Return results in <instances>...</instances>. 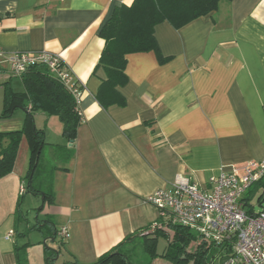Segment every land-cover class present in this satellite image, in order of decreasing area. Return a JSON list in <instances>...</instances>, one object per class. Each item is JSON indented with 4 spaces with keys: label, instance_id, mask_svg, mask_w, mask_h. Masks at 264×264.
<instances>
[{
    "label": "crops",
    "instance_id": "1",
    "mask_svg": "<svg viewBox=\"0 0 264 264\" xmlns=\"http://www.w3.org/2000/svg\"><path fill=\"white\" fill-rule=\"evenodd\" d=\"M132 1L0 0V113L3 84L12 76L6 57L13 51L58 53L84 85L72 141L47 138L48 125L56 126L58 118L34 113L47 143L41 161L55 165L37 184L50 186L51 203L40 204L41 195L24 190L30 153L25 136L12 171L0 178V264H46L41 244L57 249L53 264L94 263L156 220L146 198L178 175L209 190L210 178L222 170L264 158V0L222 1L177 29L167 21L156 24L154 38L167 60L160 63L153 51L127 54V82L116 87L125 103L102 107L96 93L106 73L97 65L104 46L98 32L114 7ZM13 78L12 88L21 91ZM17 109L0 118V132L21 128L26 110ZM54 145L72 150L67 162ZM14 216L21 227L14 233L22 243L29 228L34 238L22 244L37 246L40 262L28 246L27 260L19 258L17 241L5 238ZM46 219L54 224L53 237L47 227L31 228ZM62 226L68 229L63 242L57 233Z\"/></svg>",
    "mask_w": 264,
    "mask_h": 264
},
{
    "label": "trees",
    "instance_id": "2",
    "mask_svg": "<svg viewBox=\"0 0 264 264\" xmlns=\"http://www.w3.org/2000/svg\"><path fill=\"white\" fill-rule=\"evenodd\" d=\"M222 1L230 0H133L130 5L121 4L114 7L98 32L104 40V46L97 65L102 66L106 73V79L101 82L96 93L98 103L102 107L125 103L116 87L127 82L124 72L127 54L153 51L160 63L167 60L161 55L154 38L156 24L167 21L172 27L180 28L198 17L215 11ZM13 77L19 79L22 85L21 91L12 88ZM11 79L3 84L0 118H8L16 108H24L26 113L20 129L0 132V141L3 139L8 141L0 149V178L12 171L18 145L22 136H25L30 153L27 171L23 177L24 190L35 195H43V204L51 203L50 186L40 189L37 184L39 179L47 178L52 174L55 165L47 166L41 161L42 149L47 143L43 129L37 128L34 124V113L41 111L48 116H56L61 123V134L67 141L75 138L81 118L71 93L46 66L30 65L19 75L12 74ZM26 102L30 105L28 109L25 107ZM54 147L60 155H63L60 160L67 162L72 150L63 145H54ZM256 195V202L261 206L264 199V173L249 184L242 197L246 212L255 211L251 202ZM21 197V195L18 197L16 210ZM257 211L264 212V208ZM156 222L157 226L153 230L150 224L128 234L91 264H133L123 249L137 239H141L143 248L150 258V262L146 264H152L151 262L158 257L171 264H182L183 257L191 259V264H213L216 253H220L221 259L224 254L231 252L229 242L217 247L186 226L161 221L159 218H156ZM41 226L49 228L51 236H55L54 224L50 220H38L31 228L41 230ZM161 236L166 237L167 243L162 252H157L158 238ZM56 254L57 252L51 250L46 257V264H53ZM16 264L23 263L18 260Z\"/></svg>",
    "mask_w": 264,
    "mask_h": 264
},
{
    "label": "built area",
    "instance_id": "3",
    "mask_svg": "<svg viewBox=\"0 0 264 264\" xmlns=\"http://www.w3.org/2000/svg\"><path fill=\"white\" fill-rule=\"evenodd\" d=\"M0 57H3L1 49ZM6 60L13 75H19L33 64L46 66L71 93L80 115L78 104L84 85L73 77L58 53L13 51ZM263 173L264 158L233 165L210 178L209 190H203L196 182L178 175L168 187L151 193L146 201L156 209L161 221L186 226L217 247L231 243V252L221 259L219 257L217 264H264V212L248 213L242 202L249 184ZM156 226L155 220L151 230ZM57 231L60 241H65L67 227L62 226ZM11 236L12 232H9L5 238Z\"/></svg>",
    "mask_w": 264,
    "mask_h": 264
},
{
    "label": "rangeland",
    "instance_id": "4",
    "mask_svg": "<svg viewBox=\"0 0 264 264\" xmlns=\"http://www.w3.org/2000/svg\"><path fill=\"white\" fill-rule=\"evenodd\" d=\"M13 86L15 87V88H18V89H20L21 87H22V85H21V83H20V81L16 78V77H14L13 78ZM18 109H20V108H18ZM18 109H17V111H18ZM21 110V109H20ZM53 117V116H52ZM53 119H55V123H56V126L51 122L49 125H48V127H47V130H48V135H47V138H49V139H51V140H61V136H62V134H61V126H60V123H59V121L56 119V118H53ZM1 142V141H0ZM44 152H45V149L43 150V154H42V156H41V160L43 159V157H44ZM51 163L53 164V161H51ZM258 195V194H257ZM257 195L252 199V204H254V209L257 211V210H260V209H262V208H264V199L262 200V205L260 206L259 204H257V202H256V197H257ZM40 199H41V197H40ZM42 201V200H41ZM40 204H43V203H40ZM38 206H40V205H38ZM42 206V205H41ZM29 210V213H31V212H35L36 210L35 209H28ZM21 219V218H20ZM32 222H35V219H33V217L30 219ZM18 221L19 220H17V218L14 216V217H11L10 218V220H9V222H8V224L7 225H9V226H11V228H12V230L10 231V232H12V234H13V237L11 236V241L13 240V241H17V244H16V250H17V252H18V255H19V258L20 257H25V255L26 254H28L27 252L29 251H27L26 252V249L29 247L30 248V255H31V258H33V260L36 262L37 261V263L38 262H40V259H37V249L38 248H36L37 246H34V245H24V244H22L23 242H25V241H29V242H32V241H30V240H33V238H34V236H30V234H29V232H30V230H28V229H26L25 230V237H24V241L21 243L20 241H21V239H22V237H20V235H18L17 234V232H16V234L14 233L15 231L14 230H20V226H19V224H18ZM21 222H23V224H25L26 223V221L24 222V219H22L21 220ZM33 235H35V234H33ZM167 239H166V237L165 236H161V237H159L158 238V243H157V252H162V250L165 248V246H166V243H167V241H166ZM32 244V243H31ZM61 248H63V244L62 243H60V242H58L57 243ZM44 246H42V244H41V247L44 249V247L46 248V253H50L51 252V249H50V247L49 246H47V245H45V244H43ZM28 246V247H27ZM31 247H33V248H31ZM52 248V247H51ZM64 249V248H63ZM124 252H125V254L128 256V258H129V261L131 262V263H133V264H146V263H148V262H150V258H149V256L147 255V253L145 252V250H144V248H143V244H142V241H141V239H137L133 244H131V245H128V246H126V247H124ZM26 260H27V255H26ZM191 262H192V260L191 259H189V258H185V257H183V259H182V264H191ZM42 263V262H41ZM152 264H171V263H169V262H167V261H165L164 259H162V258H160V257H158V258H156V259H154L152 262H151ZM212 263L214 264V263H216L217 264V258H214V260L212 261Z\"/></svg>",
    "mask_w": 264,
    "mask_h": 264
},
{
    "label": "water",
    "instance_id": "5",
    "mask_svg": "<svg viewBox=\"0 0 264 264\" xmlns=\"http://www.w3.org/2000/svg\"><path fill=\"white\" fill-rule=\"evenodd\" d=\"M41 198H43V195H41ZM41 207H42V206H41ZM53 241H54V239H53ZM50 249L53 250L54 252H57V249H56V248H51V247H50Z\"/></svg>",
    "mask_w": 264,
    "mask_h": 264
}]
</instances>
